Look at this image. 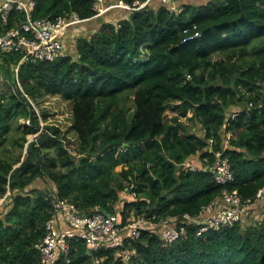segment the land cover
<instances>
[{"label":"trees","instance_id":"16d2710c","mask_svg":"<svg viewBox=\"0 0 264 264\" xmlns=\"http://www.w3.org/2000/svg\"><path fill=\"white\" fill-rule=\"evenodd\" d=\"M95 1L37 0L31 17L76 13L91 20ZM179 8L171 12L160 0L114 7L109 11L123 17L105 21L108 11L94 18L99 26L76 40L74 57L20 62L21 54H0V196L9 192L0 208V264H41L36 245L52 214L49 194L81 214L118 215L125 227L129 216L196 217L223 192L237 191L245 203L264 190V0ZM24 20L13 10L0 20V35ZM48 96L70 105L66 132L40 127ZM215 152L233 174L224 186L207 168ZM37 180L51 183V191L35 187ZM159 238L152 230L138 237L124 230L120 246L94 254L72 239L68 262L55 264H94L95 257L124 264L126 255V264H264V217L202 236L186 225L165 245Z\"/></svg>","mask_w":264,"mask_h":264},{"label":"built area","instance_id":"2783aa9c","mask_svg":"<svg viewBox=\"0 0 264 264\" xmlns=\"http://www.w3.org/2000/svg\"><path fill=\"white\" fill-rule=\"evenodd\" d=\"M105 1L96 0L94 2L95 16L93 18L105 15L114 7L142 8L150 0L145 2L117 0L107 6L104 4ZM160 1L167 10L179 12L180 8L174 5V0ZM36 2L37 0H0V20L5 21L13 10L22 13L25 19L17 28L0 35V54H21L20 62L26 60L53 61L68 55L69 37L75 42L81 37L82 24L89 19L82 20L76 13H71L53 21L49 19L33 20L31 14ZM17 70L18 66L15 68L16 81ZM28 122L27 124H29ZM229 137L230 134H227V138ZM209 143L212 144V140H209ZM69 148L67 147V149ZM209 152H211V148ZM213 155L215 161L207 168L212 173L214 182L221 186L233 182L228 159L222 156V152H215ZM204 161L207 162L206 159ZM186 167L192 170L196 169L194 166L187 165ZM8 194L7 190L3 196H0V208L9 202ZM44 199L50 204L52 214L45 223L46 234L42 241L36 245V248L40 253L41 264H55L62 258L68 262L66 258L69 252V241L72 239L84 241L87 251L94 254L120 246L123 242L124 230L131 233L133 237H138L141 230H152L165 245L184 235L186 225L196 226L199 230L197 236H202V233L208 231L231 228L240 221L243 224L248 221L251 211L263 202L264 190L260 189L252 202L245 203L241 202L237 191L223 192L220 197L202 207L196 217L184 214L180 218L169 217L160 222H154L129 216L125 219L127 223L125 227L120 225L121 220L118 215L105 214L101 211L90 215L81 214L74 204L61 200L54 194H49ZM124 258L123 262L127 263L129 256L126 255ZM99 261L95 257L94 264H99Z\"/></svg>","mask_w":264,"mask_h":264},{"label":"rangeland","instance_id":"374dc122","mask_svg":"<svg viewBox=\"0 0 264 264\" xmlns=\"http://www.w3.org/2000/svg\"><path fill=\"white\" fill-rule=\"evenodd\" d=\"M123 13H124V11H116V12H110L109 11L103 19L105 21H108V22H115L116 20L123 17ZM99 19H100V17H99ZM94 20L89 21V22H85L84 24H82V31L80 33L81 37L82 36L88 37L90 34H93V31H95L97 29V24H96V22H94ZM71 51H72V48L70 47V48H68L67 53L69 56L74 57V52L72 53ZM18 85H19V83H18ZM28 100H29V102H32L30 99H28ZM33 107L39 113V107H37L36 105L35 106L33 105ZM41 108H44L46 110V112L48 113V119L46 122L43 123L42 120L40 119V127L41 128H43V126H51V127L59 128L61 131H65V132L69 129V126H70V105L67 102L61 100L58 97L48 96L45 99V101L42 102ZM172 115H173L172 113L167 112L166 119H169ZM21 123L23 124V121H21ZM24 123L27 124V121H25ZM192 130L194 133L199 132L197 127L192 128ZM35 136L36 135H30L27 137V140L29 142H31L34 140ZM66 136L70 140H72V141L74 140L71 133H67ZM22 154H23L22 156L24 158L26 156V147L23 149ZM116 170L119 171L120 167H117ZM35 187L42 189V190H50L51 191L52 184L45 182V181H42V180H37ZM251 212L252 213H250L248 221H256V222L260 221L264 217V200L259 206H256ZM195 228H196V235H197V232L199 230L196 226H195ZM203 234L204 233H202V235ZM124 264H126V263H124Z\"/></svg>","mask_w":264,"mask_h":264},{"label":"crops","instance_id":"0c3cea01","mask_svg":"<svg viewBox=\"0 0 264 264\" xmlns=\"http://www.w3.org/2000/svg\"><path fill=\"white\" fill-rule=\"evenodd\" d=\"M155 1V0H154ZM204 0H174L173 1V3H174V5L176 6V7H181V6H183V5H185V4H190V3H199V2H203ZM124 18H126V17H124ZM96 19V18H95ZM98 19V18H97ZM94 20V18L93 19H91V20H88L87 22H89V21H93ZM99 26V25H98ZM97 26V27H98ZM94 32V31H93ZM75 41L71 38V37H69V41H68V44H67V47L68 48H72V53H73V49H74V43Z\"/></svg>","mask_w":264,"mask_h":264},{"label":"water","instance_id":"95a60500","mask_svg":"<svg viewBox=\"0 0 264 264\" xmlns=\"http://www.w3.org/2000/svg\"><path fill=\"white\" fill-rule=\"evenodd\" d=\"M104 213V212H103Z\"/></svg>","mask_w":264,"mask_h":264}]
</instances>
